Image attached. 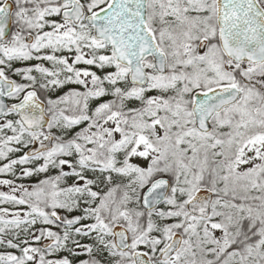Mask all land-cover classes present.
<instances>
[{"label":"rangeland","instance_id":"374dc122","mask_svg":"<svg viewBox=\"0 0 264 264\" xmlns=\"http://www.w3.org/2000/svg\"><path fill=\"white\" fill-rule=\"evenodd\" d=\"M19 1L20 0H18V2ZM81 1L89 9L95 4L105 2V0ZM258 2L264 9V0H258ZM14 15L22 17L25 16V13L20 7H18ZM54 17V14H52L51 18ZM148 22L151 27L155 29L161 49L165 50L166 53L167 51L170 52L171 65L168 67H170L172 71L175 66L180 64L188 66L187 73L182 71L183 68L181 67L180 74L183 75L181 77H186L192 84L198 83L197 85L215 82L221 77H224L225 74L222 71L218 72L215 70V56H218L215 50L204 48L202 51H199L196 43L201 38L199 33H211L213 29V10L211 9V0H161V2L153 0L148 13ZM51 24V38H48L45 43L42 42V44L44 43L47 45L46 56L49 61L42 64L44 65L47 74L44 75V77H39V80L48 84L52 90H57V92L61 93V99L65 98V93L68 95L74 92V89H69L70 86L68 85L73 79H77L85 89L94 94L100 92L101 84H99L98 77H101L100 79L104 80L102 84L106 91L111 90L112 85L110 83H112L111 81L115 78L119 81L117 83L118 87L122 88L121 90H124L126 94L138 96L139 93L144 92L141 89L132 88L127 84V81L123 76V71L115 68V62L109 49L103 45V43L95 40L91 35L90 30L85 25L68 27L56 21H54V23L51 22ZM156 28H158L157 31ZM13 36L14 37H11L6 44L8 48L14 45L15 35L13 34ZM88 65H90V67H88ZM144 66L149 75L155 74L153 66ZM244 76L247 78L248 83L256 84L261 89H264V64L262 66L250 67ZM161 83L162 82L159 81H156L155 83L154 81L151 88L154 90L158 87V84L162 85ZM156 91L160 93V90ZM153 92L154 93L147 97L146 103L148 108L147 114L151 113L153 115V117L149 119L148 124L152 126V134L154 138L150 140L143 132L136 133L135 146L133 148L134 151L131 155V165L135 169V181L133 179L131 180L132 192L133 189L136 192L142 183L152 173L158 170L151 169L150 164L153 160L158 157L160 159L163 157L170 158L167 156L173 154L172 146L166 142V139L170 140L171 138L167 137L163 127L165 124L164 122L168 120L160 113L161 108H173L172 110H175V113H177L176 117L174 116L176 121L178 120L182 122L185 117L184 114L181 113L180 115L179 112H176L178 110L175 107H172L173 105H177L179 100H172L170 96L163 97L155 93V91ZM259 115H261V120L264 123V103L260 105ZM220 120L222 121L223 118H220ZM11 129L12 127L10 124L6 122L0 123V193L4 196H7V194L9 195L11 191L25 192V189L20 184L8 185V180L2 176V174L8 172V168L17 161V158L20 159L21 156H24L20 155L12 157L14 152L19 149L20 141H13L12 143L10 142L11 145L9 144L7 141V135H9ZM86 130L87 131L75 132L70 138H63V127L58 123L54 126V131L59 139L55 143L53 150L44 156H51L56 151H60L62 144L65 141L67 145L71 143L70 146L73 148L72 154L78 162L87 163L95 167L100 166L102 161L98 160L99 157L97 155V146L100 145L97 133L92 129ZM183 134L184 132L179 133L177 134L178 136L176 135L177 137L175 136L172 139L175 140L176 138V140H179ZM107 136L108 134L106 133L105 137ZM118 137L119 136L116 134V139H118ZM191 138L192 140L189 141L188 146L182 148L186 151L182 152L191 156L189 161L194 163L193 168L188 165H182L183 167L180 169L182 176L179 179V189L181 191L179 195L186 196L184 197L185 201L198 188L200 182H202V174L204 173L203 169L206 164V157L201 155L204 151L199 153L196 147L199 145L198 141L207 139H200L195 134H191ZM211 139L217 140V142L220 143L217 133H214L211 136ZM263 155L264 135L261 132H253V134L250 135L249 140L244 143V145L240 146L237 151L238 158L235 160L233 168L234 172H237L238 174L235 173V176L232 174V179L229 178V185L232 186V189L237 185H245L246 182L241 179V174L246 168L251 170L252 167L259 166L260 163H262L261 158ZM44 163V161H41L38 164V167L43 169L42 167H44ZM60 165L63 171H72V167L68 161L62 160ZM23 171L25 172L27 169H24ZM252 172L254 173L256 170H252ZM129 176V171L124 172V170H119L115 167L110 174H96L94 182L95 188L99 189V187L103 186L105 191L102 194H99L95 189V194H99V197L95 199L96 202L91 210V216L94 218V221L81 226V228L87 230L92 227H98L111 234L112 224H110V222L124 220L127 223V225H124L127 227L131 238L134 239V241H138L139 239L141 241V237L148 238L150 254L155 255L153 250L156 249L155 243L158 238L148 237L146 235L149 226H146V229L143 231L138 230L133 224L135 214L129 210V207L126 206L122 211L119 210L120 207L117 208L119 203L117 202L115 183L125 181L127 178L129 180ZM110 179L114 180V185L111 184L112 182ZM70 183L71 184L68 188L62 189L61 191L55 189L52 191L50 190L49 202L62 206L67 210L80 206L83 196L78 194L72 189V187L85 186L88 188V181L79 179L73 182L71 181ZM211 190L213 191V189ZM223 200L224 199L218 198L213 202L210 210L212 218L204 220L200 229H196V222L192 219L187 220L186 223L169 221L167 224H161L160 231L167 240H169L171 234L176 231L183 234L182 249L179 253L175 254L167 264H178V262L181 264L180 259L185 263L190 259L192 260V263L190 262L191 264H209L211 258L208 254L211 252L213 254L217 253L223 246L228 245L230 238L226 235L227 229L225 226L235 225L236 221L233 220V218L230 220V217L224 213H231L232 210L237 211V209H233L234 205L230 201L227 200L228 202L224 203ZM155 213L157 214V218L161 216L160 210H156ZM23 217V211L0 210L1 222H6L10 219H23ZM181 223L184 224V233L180 230H176V227ZM157 224H159V222ZM1 230H3V226L0 225V232ZM34 236V239L37 238V235ZM44 240H47L46 236L42 239V241ZM263 248L264 244H260L257 249L258 253H262ZM81 249L85 250L86 248L80 247V250ZM104 249H106V246ZM52 251L54 250L51 249L50 252ZM256 256L257 253L254 252L253 257ZM235 259L237 258L229 253L225 261L228 263L233 262ZM240 261L243 262L242 259H240ZM182 264L184 263L182 262Z\"/></svg>","mask_w":264,"mask_h":264},{"label":"trees","instance_id":"16d2710c","mask_svg":"<svg viewBox=\"0 0 264 264\" xmlns=\"http://www.w3.org/2000/svg\"><path fill=\"white\" fill-rule=\"evenodd\" d=\"M14 1L16 6L20 5L18 0ZM16 21L17 18L14 15L12 33L16 32ZM21 29L24 33L28 31L26 26H22ZM166 55V73L158 74L155 72L154 75L148 74V84H151L155 77L179 78L183 76L180 74L181 67L183 68L182 71L188 72V66L184 64L175 66L172 71L168 67L171 65L170 52L167 51ZM144 65L152 66L151 59H146ZM115 68L123 71V76L126 80V69L116 64ZM248 85L252 89L249 92L248 123L250 126L256 127L255 132H261L264 135V123L261 120V115H259L260 102L264 98V91L256 84L249 83ZM196 86L204 88L206 85L200 84ZM131 87L144 91L135 96V101H133L137 117V133L143 132L146 137L152 140L154 138L152 128L148 124L149 120L147 121V125L144 123L146 122L144 118L150 119L152 117L149 115L150 113L147 114V98L145 95L154 92L153 90L148 91L137 86ZM110 94H106L105 97L111 98L112 95ZM120 97H122V93H120ZM125 99L126 102L131 100L129 95L125 96ZM97 100V98L90 97L88 99L90 103L97 102ZM88 107L92 106L89 105ZM189 118L188 126L190 132L185 131L179 140H176V138L175 140L172 139L177 134L182 133L174 125H171L172 127L167 126L164 130L167 137L171 138L170 140L166 139V142L172 146L173 154L167 156L170 158L163 157L160 159L158 157L151 162V169L158 170L152 173L136 191L135 201L132 202L135 210L133 224L141 231L145 230L146 226H149L146 235L158 238L155 243L156 251L154 253H157L168 241L160 231L161 224H167L169 221L186 223L187 220L192 219L196 222V229H200L204 220L191 216L185 209L186 201L184 197L186 196L179 195L181 193L179 179L182 176L180 169L183 167L182 165H188L193 168L194 164L189 161L191 156L182 152L186 151L182 147L186 146L184 145L185 140L191 141V134H195L200 139H207L198 141L199 145L196 147L199 153L204 151L201 155L206 157V164L203 169L204 173L202 174L203 180L198 187L207 186L213 189V202L221 198L224 199V203L230 201L234 205L233 209H237V211L232 210L231 213H224L230 217V220L233 218L236 224L231 226L225 224V228L227 229L226 235L230 238V242L227 246H223L219 252L208 254L211 258L209 264H264V248L262 253H258L257 251L258 246L264 244V155L261 158L262 163L258 166V170L253 174L250 173L248 179L244 180L246 182L245 185H237L232 189V186L229 185V171L227 168L228 150L225 142L226 133L215 131L213 124L212 130L208 134L199 136L195 129H193L191 115H189ZM214 133H217L219 136L220 143L218 142L211 146V136ZM71 134L72 132H64L62 136L63 138H70ZM251 134L253 132L250 131L249 135ZM7 137L9 143L17 140L20 141L19 149L14 152L12 157L20 156L22 148L28 146L32 139L30 133L19 130L11 131ZM58 139L56 135V142ZM64 143L63 152L58 154L55 159L52 156L45 157L44 155L34 160H21L17 158V161L8 168V172L2 174L8 180V185L20 184L25 189H23L25 192L11 191L7 196L0 193V210H18L23 211L24 214L23 219H10L6 222L0 221V225L3 226V230L0 232V264H115L116 250L112 245L110 232H105L98 227H92L87 230L81 228V226L94 221V218L91 216L94 203L91 201L92 198L87 194L88 189H95L94 185H88V188L85 186L72 187L78 194L83 196L80 202L81 205L77 208L74 207L71 210H67L62 206L49 202L50 190L61 191L68 188L71 181L79 179L87 180L88 177H93V173L89 170V167L78 162L73 156V148L70 144L67 145L65 141ZM62 160L69 162L72 167L71 172L63 171L60 165ZM41 161L45 162L44 167H42L43 169L38 167ZM24 169H27V171L24 172ZM157 176H166L170 179V193L166 200L155 210L145 211L140 205V194L148 183ZM54 208L60 210L61 221H56L49 217L48 212ZM156 210H160L161 216L158 218L155 213ZM209 218H212L211 214ZM158 222L159 224H157ZM122 223L127 225L126 222ZM183 226L184 224L181 223L176 227V230L184 233ZM34 235H37V238L34 239ZM45 236L47 237V241H49L43 247L41 246V242ZM105 246L106 249H104ZM80 247H85L86 249L80 250ZM51 249L54 251L50 252ZM254 252L257 253L256 257H253ZM229 253L237 259L226 263L227 261L225 260ZM152 258L155 260L156 256L152 255ZM180 261L181 264L182 262L184 264L192 263L190 259L186 261L187 263L182 261V259Z\"/></svg>","mask_w":264,"mask_h":264},{"label":"flooded vegetation","instance_id":"af4514ba","mask_svg":"<svg viewBox=\"0 0 264 264\" xmlns=\"http://www.w3.org/2000/svg\"><path fill=\"white\" fill-rule=\"evenodd\" d=\"M2 1L3 0L0 1V4ZM107 1L108 0H105L104 3L95 4L90 9L87 8L86 5L81 1L85 9L84 16L103 6ZM152 1L153 0H147L146 3V25L153 31L155 39L159 46L160 44L157 39L156 33L148 22V13L149 9L151 8ZM158 1L161 2V0ZM12 2L14 5V9L11 13V31L8 38L0 44V73L6 79L12 82V90L4 95L7 102V109L0 117V123L6 122L10 124L12 127L11 131L19 130L31 134V143L28 146L22 148L21 155L24 156H21L20 159L34 160L40 156L47 154L48 152H51L55 147V136L57 135L54 131V126H56L58 123L63 127L62 134H64V132H72V134H74L75 132L87 131L86 129L95 130L100 141V145L97 146V155L99 157L98 160L102 161V164L95 167L93 165L83 163L84 165L88 166L89 170L93 173V177H88L87 179L88 185H94L96 174H110L112 173L114 167L119 170H124V172L129 171V180L127 178L125 179V181L115 183L118 200L117 202L119 203V206H117V208L120 207L119 210L122 211L127 206L129 207V210L135 214L132 202L135 201L136 192L134 189L132 192L131 183L132 179L135 181V169L131 165V155L134 151L133 148L135 146L137 133V117L135 104H133V101H135V95L126 94L124 90L122 91V88L118 87L117 85L119 81L115 78L111 81L112 83H110L112 85L111 90H107V92L106 90H104L102 84L104 80H101V77H98L99 84H101L100 92L98 94L90 93L87 89H85V87L82 86L81 83H79L77 79H73V81L68 83V85L70 86L69 89H74V92L68 95L65 93V98L61 99V93L57 92V90H52V88L48 84L39 80V77H44V75L47 74V71L42 64L49 61L48 57L46 56L47 45H45L44 43L47 42L48 38H51V22L54 23V21H56L68 27L85 25L90 30L91 35L93 36L92 27L88 26L85 23L84 16L75 24L70 21L61 20L59 18L60 11L64 8L70 7V4L62 3L61 0H20L19 6L15 5L14 0H12ZM18 7L23 10L25 16H16L17 29L15 30L16 32L12 33L13 16ZM211 9L213 10V29L211 33H199V36H201V38L196 43L199 51H202L204 48H207L208 50H215L216 54L218 55L215 56V70H217L218 72L222 71L225 74L224 77H221L215 82L203 84L206 85L204 88L196 86L198 83L192 84L186 77L153 78L151 84H148L147 77L146 84L142 86L130 84L127 80V75L126 80L130 87L137 86L148 91L153 90L151 86L153 85L154 81L155 83L156 81L162 82V85L158 84V87L153 91L163 97L170 96L172 100H179V103L177 105H173L172 107H175L178 110L176 112H179L180 115L182 113L185 116L182 122L178 120L176 121L174 116L176 117L177 113H175V110H172L173 108H161L160 113L168 120L164 122V130L167 128V126L172 127L171 125H174L177 130H181L182 132H190L188 122L190 119L189 115H191L193 129H195L199 136L208 133H201L194 126V119L191 112L193 92L197 89L206 90L218 85L235 86L239 91L236 101L222 107L220 110L213 113L209 121L211 128L210 131L212 130L214 124L215 131H223L226 133L225 142L228 150L227 168L229 171V178H231L232 174L233 176H235V173L238 174L237 172H234L233 167L235 160H237L238 158L237 151L239 147L244 145V143L249 140V132H255L256 130V127L250 126L248 123L250 97L249 92L251 90V87L248 85V80L244 75L250 67L262 66L264 62L252 63L241 60L233 61L226 58L222 53L220 47L219 30L216 22L215 0H211ZM52 14H54V18H51ZM22 26L27 27L28 31L26 33H24L21 29ZM13 34L15 35L14 45L8 48L6 44L9 42V39L11 37H14ZM97 41L105 45L103 41ZM42 42L44 43L42 44ZM106 47L111 53V48L108 46ZM159 48L161 49L160 46ZM161 50L166 55V51L163 49ZM88 67H90V65H88ZM28 89H34L37 96L44 102V112L48 117V123L46 127L40 129L37 132L26 131V129L19 121L18 114L12 108V104L18 101L23 96L24 92ZM156 90H160V93ZM262 90L264 91V89ZM120 93H122V97H120ZM106 94H110L112 95V97L106 98ZM151 94L152 93L146 94L145 97L147 98ZM128 95L130 96L131 100L126 102L125 96ZM89 97L95 99L97 98L98 100L97 102L90 103L88 101ZM263 103L264 98L260 102V105H262ZM89 105H91L92 107H88ZM149 115L153 117L151 113ZM220 118H223V120L221 121ZM144 119L146 121L144 123L147 125V121L149 119L147 117ZM106 133L108 134L107 137H105ZM48 134H51L53 137L51 143L52 145L50 148L40 150L39 152L31 156L25 155L26 150L31 147L35 141H44ZM116 134L119 136L118 139H116ZM189 141L190 140H185L184 145L188 146ZM210 142L211 146L218 143L217 140L213 139H211ZM9 144L11 145V143ZM64 144L65 143L62 144L60 151H56L51 155L53 159H55L58 154L63 152ZM252 170H258V165L252 167L251 170H249V168H246V170L241 174L242 178H240L242 180H247L250 173H253ZM110 181L112 182L111 184L114 185V180L110 179ZM95 189L96 192H99V194H102L105 191V188H103V186L99 187V189ZM95 189L87 190V194L92 198L91 201L93 203H95V199L99 197V194H95ZM191 216L200 218L194 215ZM56 221H61V219H57ZM122 222L125 221L123 220L110 222V224H112L111 230L113 226L117 224H121L127 229V227L122 224ZM128 235L129 246L126 250L121 251L115 247L111 232L112 245L116 250L115 264H134V261L132 259V251L136 249L145 251L150 257L152 264H167V262L171 260L172 257L166 261L159 260V253L161 249L168 243V241L162 248L157 251V253H155L156 259L153 260L149 250L150 246L148 238L145 237L141 238V241L140 239L138 241H134V239L131 238L129 231ZM181 249L182 243L177 252H179ZM155 251L156 250H153V252Z\"/></svg>","mask_w":264,"mask_h":264},{"label":"water","instance_id":"95a60500","mask_svg":"<svg viewBox=\"0 0 264 264\" xmlns=\"http://www.w3.org/2000/svg\"><path fill=\"white\" fill-rule=\"evenodd\" d=\"M70 7L60 11L61 20L77 23L85 13L80 0H61ZM147 0H108L103 6L86 14L85 23L92 27L93 37L111 48L114 61L127 69L130 84L142 86L147 82V72L143 61L152 60L158 74L166 73V55L160 50L153 31L146 25ZM216 22L222 53L233 61L264 62V9L257 0H215ZM12 0L0 4V44L11 31ZM12 90V82L0 73V117L7 109L5 94ZM239 91L232 85H218L206 90L197 89L192 94L191 112L195 128L201 133L210 131V118L222 107L233 103ZM22 126L28 132H37L46 127L48 117L44 112L45 104L34 89H28L23 96L12 104ZM52 135L44 141L37 140L25 155L31 156L40 150L51 147ZM171 189L170 179L166 176L155 177L145 187L140 196V204L145 211H152L162 204ZM213 191L208 187H198L186 201L190 215L206 219L210 215ZM49 217L57 220L58 209H52ZM115 247L126 250L129 246L127 229L117 224L112 228ZM182 235L176 231L161 249L159 260L166 261L179 249ZM48 241H42L46 246ZM134 264H152L145 251H132Z\"/></svg>","mask_w":264,"mask_h":264}]
</instances>
